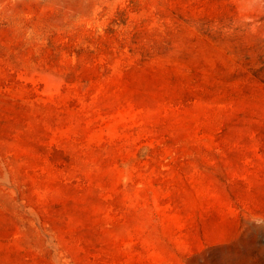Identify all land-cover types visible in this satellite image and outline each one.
<instances>
[{"label":"rangeland","instance_id":"374dc122","mask_svg":"<svg viewBox=\"0 0 264 264\" xmlns=\"http://www.w3.org/2000/svg\"><path fill=\"white\" fill-rule=\"evenodd\" d=\"M0 264H264V0H0Z\"/></svg>","mask_w":264,"mask_h":264}]
</instances>
